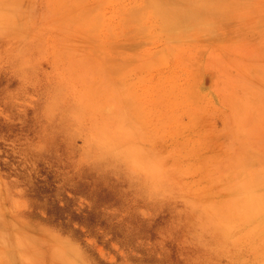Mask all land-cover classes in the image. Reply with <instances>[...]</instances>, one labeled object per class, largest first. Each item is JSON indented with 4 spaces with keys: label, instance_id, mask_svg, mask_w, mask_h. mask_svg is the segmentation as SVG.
Returning <instances> with one entry per match:
<instances>
[{
    "label": "rangeland",
    "instance_id": "obj_1",
    "mask_svg": "<svg viewBox=\"0 0 264 264\" xmlns=\"http://www.w3.org/2000/svg\"><path fill=\"white\" fill-rule=\"evenodd\" d=\"M4 2L0 214L74 234L92 264H264V218L231 207L237 180L264 189V0ZM109 109L163 191L82 146Z\"/></svg>",
    "mask_w": 264,
    "mask_h": 264
},
{
    "label": "clouds",
    "instance_id": "obj_2",
    "mask_svg": "<svg viewBox=\"0 0 264 264\" xmlns=\"http://www.w3.org/2000/svg\"><path fill=\"white\" fill-rule=\"evenodd\" d=\"M10 3L0 0V34L6 18L16 13ZM87 153L110 161L135 182L155 194L167 185L161 159L139 139L138 129L125 115L109 109L106 119L96 122L78 136ZM231 207L235 214L255 222L264 218V189L247 178L232 188ZM18 207L17 211H23ZM261 225H257L260 228ZM257 228H254L255 232ZM0 264H92L84 244L70 232L54 225L21 228L15 220L0 214Z\"/></svg>",
    "mask_w": 264,
    "mask_h": 264
},
{
    "label": "bare ground",
    "instance_id": "obj_3",
    "mask_svg": "<svg viewBox=\"0 0 264 264\" xmlns=\"http://www.w3.org/2000/svg\"><path fill=\"white\" fill-rule=\"evenodd\" d=\"M171 2V1H170ZM169 2V3H170ZM195 2V1H194ZM160 8V7H159ZM166 8V7H165ZM191 9V8H190ZM163 10V9H162ZM168 17V16H167ZM165 18H166V16H165ZM180 19H182V18H180ZM163 20H165V19H163ZM170 20V19H169ZM182 22V21H181ZM174 31H176V30H174ZM207 76V75H206ZM209 76V75H208Z\"/></svg>",
    "mask_w": 264,
    "mask_h": 264
}]
</instances>
